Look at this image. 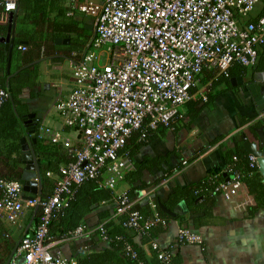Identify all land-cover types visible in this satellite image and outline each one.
<instances>
[{
    "label": "built area",
    "instance_id": "1",
    "mask_svg": "<svg viewBox=\"0 0 264 264\" xmlns=\"http://www.w3.org/2000/svg\"><path fill=\"white\" fill-rule=\"evenodd\" d=\"M66 1L70 4L68 14L88 17L93 31L87 49L70 64L73 88L54 105L76 138L72 142L53 127H39L42 138L62 143L72 158L59 167L48 197L23 199L19 180L0 178V213L10 222L17 220L24 206L40 208L32 233L26 234L15 250L18 264H78L55 246L93 230L80 224L67 237L52 239L48 228L52 213L67 206L73 189L87 180L114 190L130 170V161L121 150L134 132L144 139L147 131L170 127L181 117V106L198 94L197 83L204 71L229 77L234 64L255 65L264 46V0ZM2 4L7 13L16 8V0ZM100 53L105 54L103 62ZM199 94L206 99L204 93ZM7 97L0 89V104ZM241 184L236 173L219 181L215 189L231 198ZM115 202L116 214L128 213L126 226L149 230L166 225L151 200L148 204L153 213L143 221L137 211L128 210L131 203L125 193L117 195ZM97 229L101 239H106L104 227L98 225ZM176 236L183 243L202 242L201 236L187 227H178ZM150 246L160 264H171L168 251L154 241Z\"/></svg>",
    "mask_w": 264,
    "mask_h": 264
},
{
    "label": "crops",
    "instance_id": "2",
    "mask_svg": "<svg viewBox=\"0 0 264 264\" xmlns=\"http://www.w3.org/2000/svg\"><path fill=\"white\" fill-rule=\"evenodd\" d=\"M65 3L64 20L70 19L77 26L85 25L86 28H89V18L79 13L69 15L70 4L66 0ZM22 15L23 12L19 9L14 34L18 19ZM8 19L9 15L7 13L4 20H0V23L6 29L5 34L0 35L1 37H5L8 33ZM60 23H63V19H61ZM90 30L93 36V31L92 29ZM72 37L74 36L71 34L68 36H55L52 41L48 40L49 42L41 46L38 51L25 43H20L21 46L26 45L25 49L19 48L20 45L17 46L19 51L31 53V58H34L32 64L35 65L38 71V83L33 88H25L26 91L22 92L24 95L27 94V96L22 98L26 99L25 102L29 106V110L33 112L29 114H33L30 119L24 117V120L27 121L26 124L21 119V126L25 135L33 131L31 124L35 120L37 121L38 119L40 122L43 121L42 118L46 117L42 112V108L38 105L39 101L45 95H48L46 90H49V88H57L59 90L60 95L54 98L55 105L57 99L66 97L73 88L70 64L77 60L82 51L75 50L73 45H71ZM57 39L58 41H56ZM89 40L90 38L86 40V49ZM2 43H4L5 47V42ZM14 44L15 40L13 39L12 49ZM263 56L264 46L259 49L255 65L245 67L246 69L242 74L238 72L230 74V69L237 67L239 64L232 65L229 69V77H227L229 78L228 83L221 82L214 88L212 87L211 79L201 81L202 73L197 83L199 92L190 99L200 101L199 105L202 106H198L200 109L197 107L199 111L196 118L193 119L187 116V107L184 104L180 108V114L181 118H184V123L188 125L180 126L177 130H173L171 126L158 127V129L152 131L154 137L145 141L134 154L132 160L128 158L131 167L126 174L134 171L136 169L135 163L142 161L145 157L158 160L153 164H149L144 170L142 169L141 176L146 183L156 184L149 189L142 190L137 198L131 200V206L137 202H140V204L144 202L150 207L148 202L151 200L156 206L158 203L159 206L165 207L162 202L168 199L173 187L189 186L190 189L194 188L195 192L198 193L195 202L191 206H188L184 200H178L173 206L175 210L171 211L165 207L174 214L170 215L167 213L168 215L175 217L176 214H179L183 217L181 220H167L163 217L166 225H159L152 229L154 230V238L147 243L140 244V238L138 236L134 238L139 246L142 245L148 257L153 254L150 244L155 241L161 249L173 252L171 264H264V210H251L256 202L247 187L242 183L239 190L231 198H225L221 192L215 189L216 186L214 189H205L209 184L213 185V183L218 181H216L217 175L227 171L228 164L225 161L224 152L226 147L230 148V145H232V141L229 140L232 136H236V140L241 137L243 143L242 135L244 134L248 140L255 142L257 145L259 143L256 129L261 126L254 128L255 133L250 127L264 119V111L258 110L250 86H261L264 84V78H262L263 81L254 79L255 73H264ZM258 62L262 68L256 67ZM19 64L20 61H13V67H18ZM9 70L10 67L8 68ZM200 92L206 95L205 100L201 99ZM20 110L18 113L22 112ZM31 119L32 122H29L28 120ZM47 121L49 123L53 122V126H46L59 130L62 137L69 138L74 142L76 132L65 127L60 117L58 119L48 118ZM41 125L43 126L40 123L39 127ZM39 127L38 136L42 138L39 135ZM59 144L62 145V143ZM224 144L226 145L223 146ZM173 151L174 153H172ZM250 158L253 160L251 156ZM33 162L35 164L34 156ZM178 164H181V166L179 170H175L174 167ZM19 168L25 170L24 177L39 181L38 193L35 195L30 191L23 190V199H42L51 193L59 173L56 174L52 171L45 173L46 183H50L47 186L43 184L42 174L38 167V171L26 169V164L22 159V166ZM4 173L6 171L0 165V174ZM226 180L228 179L226 178ZM129 187L130 184L124 177L112 191L115 195H121ZM150 209L153 213V209L151 207ZM39 218L40 208L38 206H24L15 222H10L3 213H0V264H18L20 259L14 260L15 250L20 240L26 234L32 233ZM96 218L95 215H91L87 222L89 224L94 223ZM185 226L191 231L198 233L202 238V242L199 244L177 243V229ZM85 240H87V237L84 238L83 236L59 242L55 247L64 256L73 257L83 248L87 249L88 252L92 251V248H86L90 247L92 243H84L86 242ZM115 264L126 263L119 260Z\"/></svg>",
    "mask_w": 264,
    "mask_h": 264
},
{
    "label": "trees",
    "instance_id": "3",
    "mask_svg": "<svg viewBox=\"0 0 264 264\" xmlns=\"http://www.w3.org/2000/svg\"><path fill=\"white\" fill-rule=\"evenodd\" d=\"M3 1L0 0V20L2 21L7 14L3 9ZM16 4H18L23 15L18 19L14 34L15 44L10 56L9 71H7L8 53L5 50L4 43L0 42V89L5 90L8 94V97L0 104V165L6 171V173L0 174V178L20 180L24 177L25 170L19 168L22 166L20 139L24 136L34 156L35 164L42 174L43 184L49 186L50 183H46L45 180V173L52 171L58 174L60 167L58 165L67 163L72 158L67 152L68 149L61 144L48 142L38 136V119L34 121L33 131L25 135L22 130L21 119L22 121L24 117L30 119L31 117L28 115L33 112L29 110V106L25 102L26 99L20 95L23 89L33 88L38 83V71L35 65L32 64L34 58H31V53L27 51L21 52L17 49V46L20 43H25L38 51L41 46L49 42L48 40L52 41L53 37L68 36L71 34L74 36L71 39V45H73L75 50L82 51L81 55L77 57V60H79L86 50L85 43L86 40L91 38L92 32L85 25L77 26L70 19L64 20L65 0H16ZM262 6L264 10L263 3ZM61 19H63L62 24L60 23ZM88 25L91 26V23L89 22ZM5 32L6 29L0 23V35H4ZM14 60L20 61L18 67H13ZM256 67H261V64L258 62ZM245 69V67L237 65V67L230 69V74L234 72L242 74ZM201 77L202 82L211 79L213 88L221 82L228 83L229 79L221 75H216L214 71H204ZM199 102L198 100H189L185 103L189 118H196L197 112L202 107L199 105ZM197 107L199 108L198 110ZM19 109H21V113H18ZM185 124L188 125L184 123V118L177 117L171 123V127L173 130H177V128L185 126ZM260 126L264 130V119L253 124L250 129L255 133L254 128ZM152 131H147L144 139H141L140 132H134L126 140L121 153H126L128 158L132 160L134 154L145 141L151 140L154 137ZM229 140L232 141V145H230V148L226 147L224 152L228 169H226L227 171L225 173L217 175L216 181H218L213 183V185L209 184L205 189H214L219 181H225L226 178L229 180L231 176L238 173L243 185L254 196L256 204L251 210H264V180L258 171V167L252 162L250 155L242 146L241 137L239 140H236V136H232ZM157 161L156 158L145 157L142 161L135 163L136 169L134 171H130L125 175L126 180L130 184L129 189L125 192L128 202L137 198L142 190L149 189L156 184L146 183L142 180L141 176L144 168ZM180 166L181 164H178L174 169L179 170ZM50 194L43 198L48 197ZM197 194L195 189H190L189 186L173 187L168 199L162 202V204L171 211L175 210L173 206L178 200H184L188 206H191L195 202ZM116 199L117 195L112 190L101 187L95 180H87L81 183L73 189L71 199L67 206L52 213L48 225L49 235L52 239L59 240L67 237L80 224L86 225L87 229H92V232L84 236V238L87 237L84 243H92L90 247L86 248H92V251L88 252L87 249L83 248L76 253L73 258H75L78 264H115L119 260L124 261L126 264H160L154 250L152 252L153 254L148 257L142 245L139 246L134 240L136 236L140 238V244L152 240L154 238V230L152 229L157 226L149 230L126 226L125 222L128 219V213H115ZM128 210L137 211L140 215V221L149 219L152 215L150 207L144 202L143 204L137 202L133 206H130ZM156 210L162 218L164 217L167 220H181L183 218L179 214H176L175 217L168 215L161 209L158 203ZM91 215H95L97 218L94 223L89 224L87 221ZM98 225H102L105 229L106 239L104 240L100 237V232L97 229ZM176 242L180 243L177 236ZM127 246L130 247V250H127ZM168 252L171 254V259L173 260V252ZM132 253L135 254L134 257Z\"/></svg>",
    "mask_w": 264,
    "mask_h": 264
},
{
    "label": "water",
    "instance_id": "4",
    "mask_svg": "<svg viewBox=\"0 0 264 264\" xmlns=\"http://www.w3.org/2000/svg\"><path fill=\"white\" fill-rule=\"evenodd\" d=\"M18 12H19V7H18V4H16V8L14 10L8 12V15H9L8 33L5 37H0V41L5 42V49L8 52L7 71H8V68L10 66V56H11V50H12L13 39H14V30H15V24H16ZM89 28L92 29V26H89ZM56 41H58V39ZM262 78H264V73H255L254 79L256 81H263ZM250 90L255 97V101H256L258 110L264 111V98H263L264 97V84L261 86L251 85ZM23 91H26V89H23ZM260 94H261V96H260ZM20 96L25 97V96H27V94L26 95L21 94ZM32 115H29V117H31ZM24 123L26 124L27 121L24 120ZM256 131H257L258 136H259L258 145L255 142L248 140L247 137L243 134L242 135L243 147L248 152V154L255 159V161L257 163L258 171L261 174L262 178L264 179V153H263L264 133H263L262 127L256 129ZM20 143H21V150H22V159H23V162L26 164V169L38 171L36 164H34V162H33V154L31 152V150L29 148V144L26 141V138L24 136L21 137ZM37 175L39 176V174H37ZM38 179H39V177H38ZM19 181L22 184V189L24 191H30L31 193H33L35 195L38 193V189H39L38 182L39 181H33L32 179L27 178V177H23ZM160 207L162 208V210L164 212H166L170 215H174L173 213H171L168 209H166L162 205H160Z\"/></svg>",
    "mask_w": 264,
    "mask_h": 264
},
{
    "label": "rangeland",
    "instance_id": "5",
    "mask_svg": "<svg viewBox=\"0 0 264 264\" xmlns=\"http://www.w3.org/2000/svg\"><path fill=\"white\" fill-rule=\"evenodd\" d=\"M261 6H258V9H260ZM90 22V21H89ZM101 55V62L105 59V54L100 53ZM48 92V95H45L44 98H42L38 105L40 108H42V112L45 114L46 117L42 118L43 121H40L43 125H52L53 122H48V118H55L58 119L59 116L54 108V98L60 95L59 90L57 88H49V90H46Z\"/></svg>",
    "mask_w": 264,
    "mask_h": 264
},
{
    "label": "flooded vegetation",
    "instance_id": "6",
    "mask_svg": "<svg viewBox=\"0 0 264 264\" xmlns=\"http://www.w3.org/2000/svg\"><path fill=\"white\" fill-rule=\"evenodd\" d=\"M29 122H32V120H28ZM32 126L34 125V123L31 124Z\"/></svg>",
    "mask_w": 264,
    "mask_h": 264
}]
</instances>
